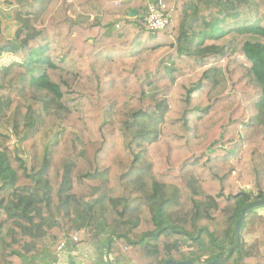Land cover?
Returning <instances> with one entry per match:
<instances>
[{
	"label": "trees",
	"instance_id": "obj_1",
	"mask_svg": "<svg viewBox=\"0 0 264 264\" xmlns=\"http://www.w3.org/2000/svg\"><path fill=\"white\" fill-rule=\"evenodd\" d=\"M2 1L18 29L0 19V58L20 62L0 61V264L80 231L108 240V264L234 245L221 264H264L243 236L256 208L235 241L264 200V0ZM159 2L171 22L151 31Z\"/></svg>",
	"mask_w": 264,
	"mask_h": 264
},
{
	"label": "crops",
	"instance_id": "obj_2",
	"mask_svg": "<svg viewBox=\"0 0 264 264\" xmlns=\"http://www.w3.org/2000/svg\"><path fill=\"white\" fill-rule=\"evenodd\" d=\"M75 212L78 217L74 216ZM65 214L68 217L73 218L76 224L82 225L83 216L79 211H74L72 208H67ZM45 221L47 220H44L41 224H43ZM41 224L37 231H35L33 234L30 233L35 238L36 236H45ZM76 238L77 241H75L74 238L72 240H66V242L63 243L65 246L61 250H59V246L56 251L47 255H43L38 258H26L22 264H108V253L106 249V245L108 243L107 239L105 242L90 241L85 238L84 231H80V233L76 235ZM80 242L90 246L85 249H80L77 244ZM34 246L35 243L32 245L29 244L27 252L30 251Z\"/></svg>",
	"mask_w": 264,
	"mask_h": 264
},
{
	"label": "rangeland",
	"instance_id": "obj_3",
	"mask_svg": "<svg viewBox=\"0 0 264 264\" xmlns=\"http://www.w3.org/2000/svg\"><path fill=\"white\" fill-rule=\"evenodd\" d=\"M13 9L12 8H7V6H5L3 4V1L0 0V19L2 21V29H3V33L4 35L8 38V39H12L18 29V25L15 23V21L11 18ZM131 17V16H130ZM132 18V17H131ZM117 28H120V26L118 25ZM5 57H11V63L13 62H20V59L15 57L14 55H10V54H6L3 55L0 58V61L5 58ZM9 65H6L4 62L0 63V70H2L5 67H8ZM62 135L58 136L59 138ZM50 137L53 138L54 134L51 133ZM233 172H238V177H239V171H233ZM232 173V172H231ZM230 173V174H231ZM229 174V175H230ZM228 175V176H229ZM228 176L225 178L224 183H223V194L227 197H229L230 195H234L237 194L240 190L239 184H238V177H237V182H236V189L231 190L229 193L226 192V180L228 178ZM249 188V187H247ZM67 208H64V212L66 211ZM253 214H255L252 218H250L248 225L246 226L245 230H244V240L247 243V245H249L250 247H252L254 249V254L255 255H262L264 256V250L260 248L259 244L260 241L262 240V235H263V231H262V225H263V218H264V208H256L253 210L252 212ZM67 218H70L66 215ZM78 235V234H77ZM76 235L70 236L69 238L65 239L64 242H66V240L68 239H73L75 238ZM80 249H85L87 247H89L90 245H85L80 243H77Z\"/></svg>",
	"mask_w": 264,
	"mask_h": 264
},
{
	"label": "water",
	"instance_id": "obj_4",
	"mask_svg": "<svg viewBox=\"0 0 264 264\" xmlns=\"http://www.w3.org/2000/svg\"><path fill=\"white\" fill-rule=\"evenodd\" d=\"M138 15V12L136 10H132L130 12V16L131 17H136ZM261 206H264V200H259V201H255V202H252L250 203L247 207H245L243 210H242V216L241 218L239 219L238 223H237V226H236V230H235V241L236 243L239 242V236H240V233H241V229L243 227V223H244V216L247 214V212H249L250 210L254 209V208H258V207H261ZM237 248V245H234L232 246L230 249H229V253L227 256H224L222 258H218L214 261H211V262H208L206 264H221L223 263L224 261H226L234 252V250ZM165 264H194V262L192 261H184V262H176L174 260H168Z\"/></svg>",
	"mask_w": 264,
	"mask_h": 264
},
{
	"label": "built area",
	"instance_id": "obj_5",
	"mask_svg": "<svg viewBox=\"0 0 264 264\" xmlns=\"http://www.w3.org/2000/svg\"><path fill=\"white\" fill-rule=\"evenodd\" d=\"M165 5L159 2L158 5H151L150 14L145 17V23L151 31L162 30L171 22V13H165ZM77 241V238H74ZM65 245L62 243L59 250L63 249Z\"/></svg>",
	"mask_w": 264,
	"mask_h": 264
}]
</instances>
